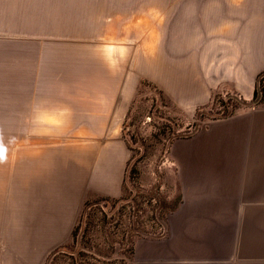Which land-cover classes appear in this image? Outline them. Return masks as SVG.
<instances>
[{"label":"crops","instance_id":"obj_1","mask_svg":"<svg viewBox=\"0 0 264 264\" xmlns=\"http://www.w3.org/2000/svg\"><path fill=\"white\" fill-rule=\"evenodd\" d=\"M68 11L69 0H0V178L11 180L12 226L44 228L30 230L46 233L32 242H65L86 202L119 199L129 160L118 139L65 147L53 138L74 130L99 137L125 115L120 76L97 54L53 75V61L67 60ZM186 13L197 104L217 93L250 102L264 73V0H187ZM170 154L178 187L171 234L139 247L136 264H229L244 257V242L246 257L260 258L258 240L242 228L264 226V106L209 121Z\"/></svg>","mask_w":264,"mask_h":264},{"label":"rangeland","instance_id":"obj_2","mask_svg":"<svg viewBox=\"0 0 264 264\" xmlns=\"http://www.w3.org/2000/svg\"><path fill=\"white\" fill-rule=\"evenodd\" d=\"M186 8L187 0H69L67 60L58 66L53 61V75L67 74L83 53L97 54L120 76L117 94L125 98L116 99L117 111L123 105L125 115L116 130L99 137L74 130L53 138L60 137L65 147L123 141L129 155L126 183L121 200L86 210L88 224L83 221L75 240L71 233L65 242H32L46 233L30 230L44 228L12 226L11 180L0 178V186H8L0 192V264H136L139 247L169 238L168 214L178 191L171 145L247 107L223 93L198 105L188 91ZM242 236L258 240L260 258L246 257L252 250L244 242V257L229 264H264V226L242 228Z\"/></svg>","mask_w":264,"mask_h":264},{"label":"trees","instance_id":"obj_3","mask_svg":"<svg viewBox=\"0 0 264 264\" xmlns=\"http://www.w3.org/2000/svg\"><path fill=\"white\" fill-rule=\"evenodd\" d=\"M213 98L216 99L217 96L215 95ZM231 98H232V96H228L229 100H231ZM242 104L246 105L247 107H251L252 105H256V106L264 105V73L259 75V77L257 79V83H256V86H255V90H254V94H253V98H252L251 102H249V103L248 102H242ZM129 114H130V112L127 113V115L125 117V120H127L129 118ZM227 116H230V115H225V117H227ZM127 164H128V162H127ZM125 183H126V172H125V179H124V182H123V185H122V192H123ZM118 200H121V197L119 199H117V200L97 199V200H91V201L86 202L85 205H84V209H83V212L81 214L80 220H79L78 224L76 225V227L74 228V230L72 232L73 240H75V236H77V233L79 232L83 221L85 220L86 221L85 223L88 224L87 221H88V216L89 215H88V213L86 215V210L87 209L89 210L90 208H92V206H94V205H96V204H98L100 202H115V201H118ZM176 204H177V201L175 200V205ZM171 209H173V208H171ZM86 231L87 230L85 228L84 234L86 233Z\"/></svg>","mask_w":264,"mask_h":264}]
</instances>
